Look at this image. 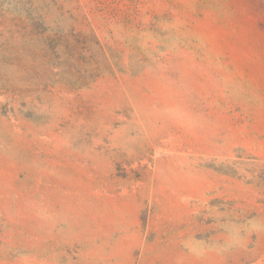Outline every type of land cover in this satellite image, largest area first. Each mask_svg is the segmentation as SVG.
Segmentation results:
<instances>
[{
    "label": "rangeland",
    "instance_id": "1",
    "mask_svg": "<svg viewBox=\"0 0 264 264\" xmlns=\"http://www.w3.org/2000/svg\"><path fill=\"white\" fill-rule=\"evenodd\" d=\"M0 264H264V0H0Z\"/></svg>",
    "mask_w": 264,
    "mask_h": 264
}]
</instances>
